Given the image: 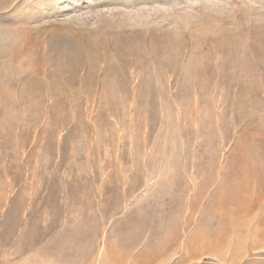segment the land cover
I'll use <instances>...</instances> for the list:
<instances>
[{"label":"rangeland","instance_id":"rangeland-1","mask_svg":"<svg viewBox=\"0 0 264 264\" xmlns=\"http://www.w3.org/2000/svg\"><path fill=\"white\" fill-rule=\"evenodd\" d=\"M0 264H264V0H0Z\"/></svg>","mask_w":264,"mask_h":264}]
</instances>
